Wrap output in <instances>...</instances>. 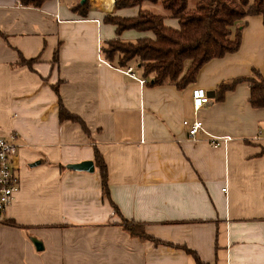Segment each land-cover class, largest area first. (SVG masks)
<instances>
[{
  "label": "crops",
  "instance_id": "crops-1",
  "mask_svg": "<svg viewBox=\"0 0 264 264\" xmlns=\"http://www.w3.org/2000/svg\"><path fill=\"white\" fill-rule=\"evenodd\" d=\"M78 1L0 0V134L15 133L18 145V189L0 214V264H195L194 256L264 264V106H250L246 81L215 92L253 70L264 76L261 17L235 21L231 31L244 24L238 48L204 62L179 90L140 83L132 65L134 78L101 57L106 40L153 39L135 29L116 35L103 20L134 17L137 6L86 0L82 16L71 9ZM163 24L178 28L175 18ZM193 87L210 99L196 111ZM59 106L80 122L60 119ZM194 119L201 127L190 138ZM220 136L230 139L210 145ZM81 161L93 170L67 167ZM118 215L166 244L130 236Z\"/></svg>",
  "mask_w": 264,
  "mask_h": 264
},
{
  "label": "trees",
  "instance_id": "trees-1",
  "mask_svg": "<svg viewBox=\"0 0 264 264\" xmlns=\"http://www.w3.org/2000/svg\"><path fill=\"white\" fill-rule=\"evenodd\" d=\"M44 1L18 0L20 5L31 7H39ZM144 4L158 5L163 13L143 8ZM131 6L138 7L136 16H104L103 20L115 26L116 35L125 29H135L150 31L153 39L140 37L134 41H124L116 37L106 40L99 47L101 57L120 69L132 65L140 71V77L148 85L170 84L179 90L194 81L204 62L238 48L240 27L244 24L231 31L230 27L235 21L259 15L264 26V0H116L114 3L115 8ZM86 8V0L78 1L71 7L82 16L86 14ZM164 17L175 18L178 28L164 25ZM29 61L20 59L21 63ZM184 62H187L186 66ZM239 81L248 83L250 106H264V76L256 70L250 76L234 78L227 84L220 83L215 92L221 94ZM59 107L60 119L80 122L76 116ZM93 163L98 170L102 194L108 198L106 166L96 149ZM114 213L118 214L115 208ZM118 217L122 229L130 236L148 240L154 245L166 244L146 234L142 225ZM3 221L14 224L9 219ZM186 252L191 253L189 250ZM194 261L195 264H203L196 256Z\"/></svg>",
  "mask_w": 264,
  "mask_h": 264
},
{
  "label": "built area",
  "instance_id": "built-area-1",
  "mask_svg": "<svg viewBox=\"0 0 264 264\" xmlns=\"http://www.w3.org/2000/svg\"><path fill=\"white\" fill-rule=\"evenodd\" d=\"M123 71L134 78L131 67H126ZM138 81L140 83L144 82L143 79H139ZM190 96L191 106L194 111L207 104L210 100L207 92L199 87H193L190 91ZM200 127L201 122L194 119L187 129L188 137L192 138ZM16 138L15 133H11L8 136L0 134V214L4 211L11 201L13 194L18 189V177L15 170V158L18 152ZM229 139V136L211 137L208 142L212 146H218L224 144Z\"/></svg>",
  "mask_w": 264,
  "mask_h": 264
},
{
  "label": "water",
  "instance_id": "water-1",
  "mask_svg": "<svg viewBox=\"0 0 264 264\" xmlns=\"http://www.w3.org/2000/svg\"><path fill=\"white\" fill-rule=\"evenodd\" d=\"M67 167L72 170L91 172L93 170V163L91 161H81L79 163L70 164ZM31 242L36 250H40L42 248L38 240L31 238Z\"/></svg>",
  "mask_w": 264,
  "mask_h": 264
},
{
  "label": "rangeland",
  "instance_id": "rangeland-1",
  "mask_svg": "<svg viewBox=\"0 0 264 264\" xmlns=\"http://www.w3.org/2000/svg\"><path fill=\"white\" fill-rule=\"evenodd\" d=\"M187 65V62H184V66H186Z\"/></svg>",
  "mask_w": 264,
  "mask_h": 264
}]
</instances>
